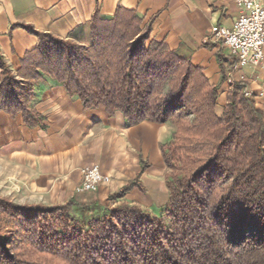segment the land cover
<instances>
[{
    "label": "trees",
    "instance_id": "trees-1",
    "mask_svg": "<svg viewBox=\"0 0 264 264\" xmlns=\"http://www.w3.org/2000/svg\"><path fill=\"white\" fill-rule=\"evenodd\" d=\"M27 30L37 43L15 72L0 55V110L44 127L30 101L48 75L85 108L119 111L130 125L171 120L174 132L161 146L169 198L153 214L126 202L85 208L0 194V264H264V112L243 82H231L218 114L220 84L122 7L109 18L93 13L89 44ZM221 74L223 82L222 64Z\"/></svg>",
    "mask_w": 264,
    "mask_h": 264
},
{
    "label": "crops",
    "instance_id": "crops-1",
    "mask_svg": "<svg viewBox=\"0 0 264 264\" xmlns=\"http://www.w3.org/2000/svg\"><path fill=\"white\" fill-rule=\"evenodd\" d=\"M117 7L135 11L144 23L151 21V38L201 68L211 83L220 84L218 114L227 101L230 79L238 81L240 74L249 97L264 112V56L259 65L231 73L236 56L211 35L214 25L232 28L240 14L235 0H0V55L15 72L37 43L28 27L89 44L93 13L109 18ZM221 64L226 69L223 82ZM30 105L43 117L44 127H29L21 113L0 110L2 195L19 203L73 200L101 209L126 202L153 214L164 208L169 191L161 146L174 132L171 120L145 119L130 125L119 111L110 115L102 106L85 108L77 95L48 75L33 85ZM92 165L110 181L94 192H76L81 169ZM131 181L138 186L109 199Z\"/></svg>",
    "mask_w": 264,
    "mask_h": 264
},
{
    "label": "built area",
    "instance_id": "built-area-1",
    "mask_svg": "<svg viewBox=\"0 0 264 264\" xmlns=\"http://www.w3.org/2000/svg\"><path fill=\"white\" fill-rule=\"evenodd\" d=\"M240 14L232 28L214 25L211 35L226 45L236 56L231 73L250 64L259 65L264 56V5L262 0H235ZM231 82L234 80L230 79ZM238 81H245L240 74ZM245 95L249 96L245 89ZM82 181L76 186V192L96 191L101 184L108 183L110 177L103 174L97 165L85 166L81 169Z\"/></svg>",
    "mask_w": 264,
    "mask_h": 264
},
{
    "label": "rangeland",
    "instance_id": "rangeland-1",
    "mask_svg": "<svg viewBox=\"0 0 264 264\" xmlns=\"http://www.w3.org/2000/svg\"><path fill=\"white\" fill-rule=\"evenodd\" d=\"M1 194V193H0ZM2 195V194H1ZM5 196H7V195H5ZM10 197V196H9ZM11 198V197H10ZM11 199H13V198H11ZM14 200V199H13ZM17 202H19V201H17ZM162 212V210H159V212L157 213V214H160Z\"/></svg>",
    "mask_w": 264,
    "mask_h": 264
}]
</instances>
